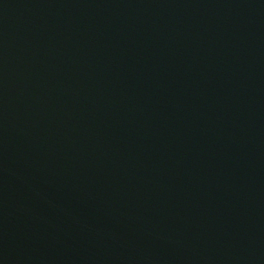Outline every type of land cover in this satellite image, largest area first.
Listing matches in <instances>:
<instances>
[{
	"label": "water",
	"instance_id": "95a60500",
	"mask_svg": "<svg viewBox=\"0 0 264 264\" xmlns=\"http://www.w3.org/2000/svg\"><path fill=\"white\" fill-rule=\"evenodd\" d=\"M0 264H264V0H0Z\"/></svg>",
	"mask_w": 264,
	"mask_h": 264
}]
</instances>
